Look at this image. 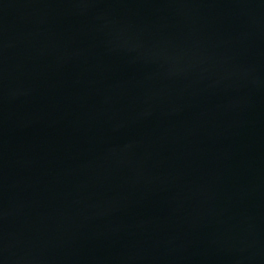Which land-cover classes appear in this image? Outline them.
Segmentation results:
<instances>
[{"label": "water", "instance_id": "water-1", "mask_svg": "<svg viewBox=\"0 0 264 264\" xmlns=\"http://www.w3.org/2000/svg\"><path fill=\"white\" fill-rule=\"evenodd\" d=\"M0 264H264V0H0Z\"/></svg>", "mask_w": 264, "mask_h": 264}]
</instances>
